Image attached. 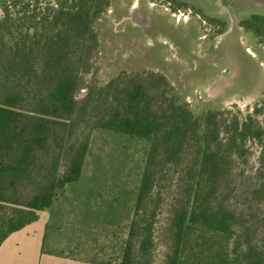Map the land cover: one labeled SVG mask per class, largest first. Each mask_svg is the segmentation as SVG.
<instances>
[{"label": "trees", "instance_id": "trees-1", "mask_svg": "<svg viewBox=\"0 0 264 264\" xmlns=\"http://www.w3.org/2000/svg\"><path fill=\"white\" fill-rule=\"evenodd\" d=\"M109 6L110 0L2 2L0 247L80 179L93 131L108 129L151 140L120 264L152 263L150 219L168 172L180 189L165 225L164 264H264V106L244 117L218 109L198 116L155 72L87 86L83 74L99 46L95 23ZM241 25L264 40L263 15ZM250 142L262 150L247 175L240 167L250 161ZM251 178L254 187L246 183ZM239 190L244 199L236 203Z\"/></svg>", "mask_w": 264, "mask_h": 264}, {"label": "rangeland", "instance_id": "rangeland-1", "mask_svg": "<svg viewBox=\"0 0 264 264\" xmlns=\"http://www.w3.org/2000/svg\"><path fill=\"white\" fill-rule=\"evenodd\" d=\"M41 1L46 5L49 0ZM255 14L264 16V0H110L95 23L99 46L91 71L83 74L85 83L104 86L119 75L146 77L155 72L171 83L198 116L210 109L243 117L254 113L257 106H264V40L241 23ZM87 92L83 89L79 97ZM125 138L138 140H128L127 156L140 147L145 164L151 140L135 135ZM139 141L144 143L142 148ZM249 145L250 161L240 167L247 175L258 167L262 150L255 142ZM161 177L162 196L150 219L155 241L151 264L165 262V225L180 189L174 172ZM255 182L246 180L252 187ZM240 193L236 203L244 199Z\"/></svg>", "mask_w": 264, "mask_h": 264}, {"label": "crops", "instance_id": "crops-1", "mask_svg": "<svg viewBox=\"0 0 264 264\" xmlns=\"http://www.w3.org/2000/svg\"><path fill=\"white\" fill-rule=\"evenodd\" d=\"M126 135L93 131L80 179L60 190L37 221L5 240L0 264L121 263L146 167L140 147L127 156V142L138 140Z\"/></svg>", "mask_w": 264, "mask_h": 264}, {"label": "flooded vegetation", "instance_id": "flooded-vegetation-1", "mask_svg": "<svg viewBox=\"0 0 264 264\" xmlns=\"http://www.w3.org/2000/svg\"><path fill=\"white\" fill-rule=\"evenodd\" d=\"M144 18V17H143ZM143 18H141V19H143ZM144 20H145V18H144Z\"/></svg>", "mask_w": 264, "mask_h": 264}]
</instances>
